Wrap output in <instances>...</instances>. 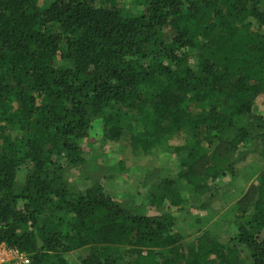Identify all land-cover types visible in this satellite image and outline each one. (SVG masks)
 I'll return each mask as SVG.
<instances>
[{"label":"trees","instance_id":"16d2710c","mask_svg":"<svg viewBox=\"0 0 264 264\" xmlns=\"http://www.w3.org/2000/svg\"><path fill=\"white\" fill-rule=\"evenodd\" d=\"M132 4L0 0V245L31 264H264V168L248 166L250 217L226 243L204 232L184 247L172 214L180 184L207 197L249 154L264 161V0ZM95 119L144 156L173 151L176 174L156 173L144 199L164 212L71 181Z\"/></svg>","mask_w":264,"mask_h":264},{"label":"rangeland","instance_id":"374dc122","mask_svg":"<svg viewBox=\"0 0 264 264\" xmlns=\"http://www.w3.org/2000/svg\"><path fill=\"white\" fill-rule=\"evenodd\" d=\"M97 5L103 4L108 7L116 6L130 12L135 7L132 0H95ZM41 4V3H39ZM163 63L170 66L169 61L163 59ZM256 112H264V101L258 102ZM189 139L186 129L181 130L173 136L172 145ZM2 140L0 139V151ZM84 164L71 171L72 182L89 186L93 181H100L107 191L114 198L125 206L133 209L135 213L152 214L164 212L150 208L145 205V197L153 176L165 170L170 176L177 172V159L172 150L156 151L149 155H142L134 150L128 133H124L117 140L106 138L101 119H95L85 140L81 143ZM239 173L235 178L225 176L221 178L214 189L216 193L207 197L192 196L183 184L178 186L181 198L187 200L182 210L174 211V230L179 233L184 247L190 246L196 237L206 232L217 241L226 243L232 235L235 227L245 223L250 217V210H244V203L237 208L239 202L256 183L255 177H249L254 169L248 166H255V169L264 168V161L258 153L249 154L246 160L238 165ZM92 180V181H91ZM244 199V198H243ZM201 202L209 205L208 209L198 208ZM244 208V209H243ZM241 214V218L239 215ZM264 235V233H263ZM1 248V247H0ZM79 257L78 252L67 254L65 259L74 264ZM244 261V260H243ZM248 264L247 261H244Z\"/></svg>","mask_w":264,"mask_h":264},{"label":"built area","instance_id":"2783aa9c","mask_svg":"<svg viewBox=\"0 0 264 264\" xmlns=\"http://www.w3.org/2000/svg\"><path fill=\"white\" fill-rule=\"evenodd\" d=\"M0 247V264H31L27 255L6 249L2 245Z\"/></svg>","mask_w":264,"mask_h":264},{"label":"crops","instance_id":"0c3cea01","mask_svg":"<svg viewBox=\"0 0 264 264\" xmlns=\"http://www.w3.org/2000/svg\"><path fill=\"white\" fill-rule=\"evenodd\" d=\"M1 246V245H0Z\"/></svg>","mask_w":264,"mask_h":264}]
</instances>
